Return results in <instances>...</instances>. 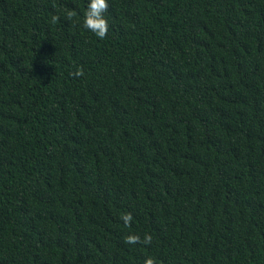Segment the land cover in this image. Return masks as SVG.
<instances>
[{
  "label": "trees",
  "instance_id": "trees-1",
  "mask_svg": "<svg viewBox=\"0 0 264 264\" xmlns=\"http://www.w3.org/2000/svg\"><path fill=\"white\" fill-rule=\"evenodd\" d=\"M87 2L0 0V264H264V0Z\"/></svg>",
  "mask_w": 264,
  "mask_h": 264
},
{
  "label": "clouds",
  "instance_id": "clouds-1",
  "mask_svg": "<svg viewBox=\"0 0 264 264\" xmlns=\"http://www.w3.org/2000/svg\"><path fill=\"white\" fill-rule=\"evenodd\" d=\"M109 9L108 0H88L86 9L83 13L82 27L86 31L95 35L96 38L103 40L107 37L109 31L108 20L105 17V13ZM76 13L74 11H68L66 17L72 19ZM59 16L53 15L51 17L52 23H57ZM75 77L84 75L82 68H77L73 74ZM126 226H129V222L132 219L131 214H125L123 217ZM126 242L136 243L139 242V238L135 235H129L126 237ZM151 242V237L145 235L143 243L147 244ZM146 264H152L151 260H148Z\"/></svg>",
  "mask_w": 264,
  "mask_h": 264
}]
</instances>
